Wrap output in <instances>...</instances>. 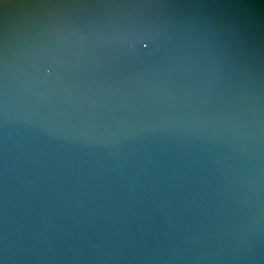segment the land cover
I'll return each mask as SVG.
<instances>
[{"label": "water", "instance_id": "95a60500", "mask_svg": "<svg viewBox=\"0 0 264 264\" xmlns=\"http://www.w3.org/2000/svg\"><path fill=\"white\" fill-rule=\"evenodd\" d=\"M0 264H264V0L0 15Z\"/></svg>", "mask_w": 264, "mask_h": 264}, {"label": "snow or ice", "instance_id": "6c2138e0", "mask_svg": "<svg viewBox=\"0 0 264 264\" xmlns=\"http://www.w3.org/2000/svg\"><path fill=\"white\" fill-rule=\"evenodd\" d=\"M19 3V0H0V15L12 5Z\"/></svg>", "mask_w": 264, "mask_h": 264}]
</instances>
